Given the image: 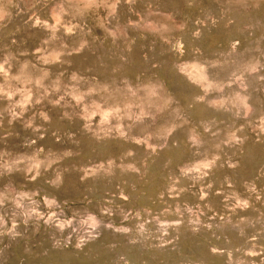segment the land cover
Instances as JSON below:
<instances>
[{
	"label": "rangeland",
	"instance_id": "374dc122",
	"mask_svg": "<svg viewBox=\"0 0 264 264\" xmlns=\"http://www.w3.org/2000/svg\"><path fill=\"white\" fill-rule=\"evenodd\" d=\"M0 264H264V0H0Z\"/></svg>",
	"mask_w": 264,
	"mask_h": 264
}]
</instances>
